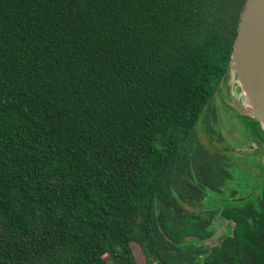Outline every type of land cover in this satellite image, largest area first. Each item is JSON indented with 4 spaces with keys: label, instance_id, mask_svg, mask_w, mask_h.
Segmentation results:
<instances>
[{
    "label": "trees",
    "instance_id": "16d2710c",
    "mask_svg": "<svg viewBox=\"0 0 264 264\" xmlns=\"http://www.w3.org/2000/svg\"><path fill=\"white\" fill-rule=\"evenodd\" d=\"M244 2L0 0V264H264V184L189 149Z\"/></svg>",
    "mask_w": 264,
    "mask_h": 264
},
{
    "label": "water",
    "instance_id": "95a60500",
    "mask_svg": "<svg viewBox=\"0 0 264 264\" xmlns=\"http://www.w3.org/2000/svg\"><path fill=\"white\" fill-rule=\"evenodd\" d=\"M226 75L233 77L238 92L229 95L228 104L264 131V0H245ZM221 235L210 238L211 246Z\"/></svg>",
    "mask_w": 264,
    "mask_h": 264
},
{
    "label": "flooded vegetation",
    "instance_id": "af4514ba",
    "mask_svg": "<svg viewBox=\"0 0 264 264\" xmlns=\"http://www.w3.org/2000/svg\"><path fill=\"white\" fill-rule=\"evenodd\" d=\"M226 111H228L227 108ZM223 121H224L223 124H226L228 122L227 118L225 117H223ZM201 126L203 127L202 123ZM240 127L241 129H243L241 135H246V137L248 138L247 141L248 144L245 146L237 147V149L239 150H236L235 148L231 149V147L234 146H226L224 135L221 134V132L212 130L214 133L221 135L220 141L217 142L215 135L213 133H209L210 137H212L211 139H209V136L206 130L204 129V127L203 129L205 132L204 135L206 136L207 139L209 140L214 139L216 143L220 145L221 148L220 151H215V152H218V154H220L222 160V164H221L222 167H224V169L227 170L228 173L231 175V177L224 176L223 183H228L230 187L237 189L236 197H240V195L243 194V191L248 193L249 190H252L251 196L252 195L254 196L255 194H258L261 191H263L262 186L264 184V161L263 159L259 160L258 155L264 153V148L262 147V144H260L262 143L260 141L262 140V138L260 137H262L264 134L257 132L254 133V130L251 129L245 130L244 126L243 127L240 126ZM231 132H232L231 135L234 137H236L235 135H239L236 134L237 132L236 127H234ZM258 138H260V140ZM202 149H205V147H202ZM244 164L248 165L247 167L248 169L244 166ZM251 170L252 172H250ZM221 186L223 185H220V187ZM218 189L212 186H208L205 189V191H203V198H202L203 206L201 208L198 207V210H210L213 208L216 209L217 205L220 204L219 201L221 200L220 198L222 196V193L219 192ZM223 193H225V189L223 190ZM219 214L214 215L212 220V227L214 230L212 231L213 235L219 231H222V235L217 240L221 239L224 235H226L227 229H231L232 226L234 225V222L232 220L221 219ZM210 238L208 240V243L211 246Z\"/></svg>",
    "mask_w": 264,
    "mask_h": 264
},
{
    "label": "rangeland",
    "instance_id": "374dc122",
    "mask_svg": "<svg viewBox=\"0 0 264 264\" xmlns=\"http://www.w3.org/2000/svg\"><path fill=\"white\" fill-rule=\"evenodd\" d=\"M236 93L238 92L235 88L233 77L230 75H226L222 79L219 87L216 89L211 99L204 107L203 112L195 125L194 131L196 130L195 133L199 140L200 146L205 147V149H209L210 151H220L221 149L220 145H218L214 139L209 140L206 138V136L204 135V129H206L209 133H212L210 129L221 132V134H223L225 138V145L234 146L231 147V149L235 148L236 150H239L237 149V147L245 146L248 144V138L246 137V135H241L243 129H241L240 126H244L245 130H254L255 126L254 128L251 127L249 118L242 116L231 105L228 104V100H230L229 95H237ZM226 108L228 109V111H226ZM223 117L227 118L228 122L226 124H223ZM201 123L203 124L204 129L201 126ZM234 127H236L237 130L236 134H239L235 135L236 137L231 135V131ZM257 132L262 134V130L260 127L257 128ZM260 141L262 142V147L264 148V135L262 136V140ZM189 149L192 150V155L197 160L201 158L199 150H204L196 145V141H193L192 144L189 145ZM258 156L259 160L263 159L264 161V153H261ZM244 166L246 168L248 167V165L246 164H244ZM191 170L193 171L192 167ZM250 172H252V170Z\"/></svg>",
    "mask_w": 264,
    "mask_h": 264
},
{
    "label": "crops",
    "instance_id": "0c3cea01",
    "mask_svg": "<svg viewBox=\"0 0 264 264\" xmlns=\"http://www.w3.org/2000/svg\"><path fill=\"white\" fill-rule=\"evenodd\" d=\"M250 125H251V127H253V128H254V126H255L254 132H257V127H256V125H255L254 123H252L251 121H250ZM257 133H258V132H257ZM262 133L264 134L263 131H262ZM260 138H262V137H260ZM260 138H258V139H260Z\"/></svg>",
    "mask_w": 264,
    "mask_h": 264
},
{
    "label": "built area",
    "instance_id": "2783aa9c",
    "mask_svg": "<svg viewBox=\"0 0 264 264\" xmlns=\"http://www.w3.org/2000/svg\"><path fill=\"white\" fill-rule=\"evenodd\" d=\"M153 264H157V263L155 262V263H153Z\"/></svg>",
    "mask_w": 264,
    "mask_h": 264
},
{
    "label": "clouds",
    "instance_id": "9594fccd",
    "mask_svg": "<svg viewBox=\"0 0 264 264\" xmlns=\"http://www.w3.org/2000/svg\"><path fill=\"white\" fill-rule=\"evenodd\" d=\"M155 263V262H154ZM157 263V262H156ZM158 264V263H157Z\"/></svg>",
    "mask_w": 264,
    "mask_h": 264
}]
</instances>
